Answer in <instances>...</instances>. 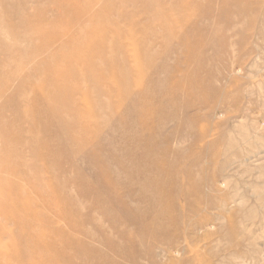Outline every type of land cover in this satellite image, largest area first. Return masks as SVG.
<instances>
[{"label": "rangeland", "instance_id": "1", "mask_svg": "<svg viewBox=\"0 0 264 264\" xmlns=\"http://www.w3.org/2000/svg\"><path fill=\"white\" fill-rule=\"evenodd\" d=\"M0 264H264V0H0Z\"/></svg>", "mask_w": 264, "mask_h": 264}, {"label": "bare ground", "instance_id": "2", "mask_svg": "<svg viewBox=\"0 0 264 264\" xmlns=\"http://www.w3.org/2000/svg\"><path fill=\"white\" fill-rule=\"evenodd\" d=\"M86 53H89V51H86ZM86 55H88V54H86ZM69 67H67V68H69V69H71V71H66V72H64V74H67V75H70V74H75V72H73V68H70V65H68ZM111 67H113V66H111ZM91 68H93V70H94V68H96V65L93 63V62H91ZM93 70H90V72L91 71H93ZM96 70L97 71H101V70H103V69H101L100 67H97L96 68ZM104 70H107V67L104 69ZM100 73H103V75H104V77H105V75H106V72L105 71H102V72H100ZM63 77H64V75H63ZM46 95L50 98V100L52 101V102H54L55 104L53 105L52 104V102H51V106H52V108H48L47 110H48V113H50V114H53V115H57V116H60V112H62V111H65V110H68V109H72V107L71 106H69L70 105V103L68 104H65V105H58V103H57V97H55V96H53L52 94H50L49 92H47L46 93ZM150 97V96H149ZM142 99H143V97H142ZM145 100V99H144ZM142 103V102H141ZM145 105V104H144ZM146 107V106H145ZM143 108V107H142ZM51 109H52V111H51ZM65 109V110H64ZM144 110V109H143Z\"/></svg>", "mask_w": 264, "mask_h": 264}]
</instances>
